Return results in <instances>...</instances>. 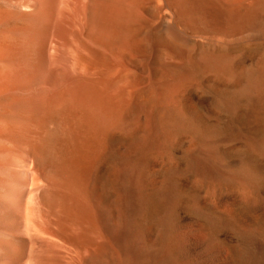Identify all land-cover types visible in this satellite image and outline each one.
<instances>
[{
  "label": "rangeland",
  "instance_id": "obj_1",
  "mask_svg": "<svg viewBox=\"0 0 264 264\" xmlns=\"http://www.w3.org/2000/svg\"><path fill=\"white\" fill-rule=\"evenodd\" d=\"M134 1L92 0L95 8H98L95 13L99 11L102 17L105 18H103L104 21L106 19L110 21L120 11L124 10L126 12L128 10L129 17L126 18L128 13L122 12V14L120 12V15L117 16L119 19L115 20L117 21L116 25H112L115 22L114 20L111 23L106 20L110 26H105L107 25L104 24L106 21L103 23L100 14L99 16L98 14L96 15L101 18L99 19L101 22L98 21V26L103 27L104 25L109 30L110 27L111 30L115 26L117 28V25H120V22H122L119 21L121 19H123L124 23V18L125 20H130L131 22L129 23L130 25L132 24L133 28L130 27L128 21L125 24L122 23L124 25L121 24L119 27L118 33L123 38L117 33V35H113L115 34L113 33L114 31L112 32L105 28L108 36L105 34V31L100 32L105 35L102 34L103 36L99 38H103L102 41H99L98 37H96L99 33H97V29H94L96 32L92 33L91 42L89 41V37L85 41L87 37L85 38L84 35L87 29H85L84 33L82 26H80L81 15L79 13L80 17L77 19L76 16V25L74 24L76 29L73 28L72 30V34L76 30L75 34L77 36L71 33V35L67 34L64 39L58 36L61 39H59L61 41L59 43L57 41L58 37H56L58 35L56 26L55 30L53 26L54 23H57L56 20H58V7L54 2L48 12L41 13L36 0H0V129H10L11 132L8 131L14 138L17 136L23 140L20 145L25 144L26 141L27 143L29 141H31L29 143H33V140L34 142H39L42 138V140H45L42 137V133L46 132L45 130L47 129L52 130L51 128H54V130L59 128V130H64L66 133H69V130V135L72 133L70 137L69 135L67 137L66 133L65 137H62L64 132L58 131L62 134L59 133V139L61 140L62 137L63 141L66 139L70 141L71 136L72 138L76 137L75 142H77L76 144L79 143V146L74 144V139H71L72 142L70 141V143L78 146L77 148L80 147L79 140L85 143L81 142V145L84 144L81 148H85V150L82 149L86 152V156L89 152L91 154V157H89V154V158L87 157V160L90 159L88 165L93 162L89 166L92 169L91 171L88 167L85 173V169L82 167L83 174H90H88L89 177L86 175L88 177L86 180H83L82 172H78L81 170L78 164L84 165L82 163L83 159L81 163L80 159L85 152L80 153L82 156L79 155V158L76 154L79 150L75 152V147L72 148L75 152L73 153L79 159L77 158L78 160L75 159L73 162H77V166L75 165L76 162L74 165L75 169H78L76 171L79 176L76 174V171H73L74 166L71 172L73 171L72 173L76 175H73V177L69 176L71 172L68 173L67 168H65L66 171L65 169L62 170V167H60L61 172L57 173V169L59 168L56 167L57 169L55 168L54 170H57V172L52 169L48 175L51 174L49 178H53L56 174L57 178L54 177L56 183H54L55 186L59 184L60 189L53 196L57 203L58 197L61 194V197H59V202L61 203L56 208H58V211L63 209L64 215L62 217L71 218V221L66 219L65 223H69V225L70 222L72 225L81 224L79 228H76L77 225H74V229L79 230V232L78 230L75 231L77 235L83 230V224L85 223L84 216H86L85 211L87 210L90 213H88V216H90H87L90 224L87 223L91 228L90 233H88V235L91 234L89 235L91 238L89 237L88 239L95 240L94 242L89 240V242H93L90 243L91 250H93V253L97 252L96 250H99L100 246L96 245H99L100 241L102 243L104 241L106 246H109H107L109 250L108 261L110 260L111 262H107L108 264L122 263L120 256V253L122 255V249H124L123 252L136 256L135 258L132 256L133 261L129 262L130 264H134V262L135 264H157L154 261V256L156 255H154V249L162 250L158 255L162 254L160 257H166L172 264H187L180 262L177 258L181 243L179 240L182 239L180 236L184 237L186 241L191 239L189 242H193L192 244H200L199 242H201L203 245L206 241L203 247H207L208 245L207 248L211 246L213 248L214 246L211 250L213 252L219 250L223 258L228 260V262L233 258L230 261V263L233 262L231 264H235L237 261V264H241V257L243 255V250L241 251V249L243 248L242 244H240L241 242L238 240V236L242 234L241 232L243 234L247 232L255 236L259 235L258 237L264 239V103H262L264 98L260 100L258 97L259 99L255 101L257 98L254 100V95L245 94L241 89L244 80L246 82V80L257 77L259 74L264 76V42L260 44L236 43L234 46V44L226 43L219 39V41L216 40L215 38L217 37L213 34L203 39L196 37V41L201 40V42L198 41V44L202 43L201 49L204 47L202 52H206L207 55L208 53L218 55L222 53L223 55H221L226 61L225 64L220 66L219 69L208 68V71L209 69L212 70L210 73L207 72V68L199 69L200 72L198 70L194 71V69L201 68L199 67L200 65H197V67L192 65L196 67L192 68L190 64L189 67V65L181 63L174 70L169 69L167 64H165V68L164 64L162 65L161 63L164 71L168 68L165 73L161 71V74L164 73L163 79L166 78L165 75L173 79H166L170 84L163 81V84L164 82L166 84L164 87L163 85H158L162 82V77L159 78L161 82L158 81L157 86H163V89L157 86L156 90L155 87L154 89H149L148 94H150L145 93L148 97L146 98L142 92V87L146 85V82L148 84L152 83V73L155 66V68L161 69L160 64H153L151 60L154 55L160 58L162 50L160 51L159 47L147 45L145 51L136 38L132 39V32L137 28H135L134 19L137 21L138 18L136 15L132 16L134 13L129 11L133 7ZM155 1L157 0H153L154 3H156ZM138 2L139 0L134 5ZM135 8L136 5L132 10H136ZM92 10L94 9L92 8ZM94 11H92V15ZM46 13L47 15L44 16ZM50 15L51 18L49 17ZM96 16H94V19H96L97 23ZM47 22H49V25ZM94 22L91 20L90 24L92 25ZM96 23L93 26L95 25L98 28ZM122 26L129 29V31L126 32L127 29H122L124 32L121 33ZM78 27H80L79 30H77ZM90 28L93 29L91 26ZM101 30L103 31L104 29L102 28ZM101 30L98 28V31ZM53 31L55 32L53 33ZM78 31L79 33L82 32L80 36L78 35ZM110 33L114 38H117H110ZM81 34L83 37H81ZM125 35L127 36L126 38ZM68 36L71 37L68 38ZM94 36L98 41L94 40ZM73 37L76 39H73ZM104 37H107L106 39L109 41L112 39L114 43H109L106 39L107 42L105 41L106 43H104ZM81 38H83V45L80 43L82 42ZM67 39L70 41L69 43H66ZM126 39L127 43H120V40L123 42ZM204 39L206 42L203 41ZM71 40L80 43L79 46L83 48L82 51L95 44L94 46L100 50H97V54L94 55L95 49L98 48L94 49V53H92L94 55L92 65L96 61H99L97 65L102 62L100 66L96 67V64L93 65L95 68L99 67L98 73L106 70H111L112 72H107L108 74L102 73L103 76L100 75L101 73L99 74L100 76L95 74L94 76L96 77L93 76L92 78L95 80L88 83L89 88H85V81L88 75L81 68H84L83 62L84 66L91 65L90 56L92 58V51L89 50L90 48L88 49L90 52V56H88L89 53L87 50L84 52V50V53H81L83 59L85 57L84 54H86V58L89 57L87 61H89L85 62V59H82L83 62H80L82 58L81 54L79 55L81 58L75 54L78 43L76 42L74 46L75 42ZM134 41H137L138 46H135L136 43ZM71 42L74 43L72 44ZM86 42H90V44L87 43L89 47H87ZM98 42H100V45H98ZM117 42L118 45L121 44L122 46L124 44H133L134 42L135 48L139 47L136 50L137 55L131 52L132 57L135 59H145L146 69L145 72H143L144 70L142 73L138 72L137 76H141L136 78L137 81L135 79L133 81L132 79L136 74L131 72V68H120L123 64L120 60L118 63L120 62L121 66H116L118 63L115 64L113 62L115 58L113 56L115 55H111L112 57H110V53L114 51L111 49H115V52L117 50L120 51L118 48L120 45L118 46ZM63 43H66V46H63ZM49 44H51L50 48ZM56 44L64 48H59L60 46ZM67 44H69V47H67ZM104 44H109V46L116 44L117 48L114 45V48L110 47L107 50L109 46L106 45V48ZM101 45L105 47L106 52L109 54L103 52L104 49L100 48ZM71 47L74 50L73 52ZM69 48L73 55L78 56V59H72L75 55H71V58ZM79 49H77L78 52H82ZM77 50L76 53H78ZM187 50L191 55L195 52L190 49ZM69 52L70 54H68ZM98 53L102 57L107 56L113 59L111 62L110 59H108V62H105L106 58L103 60L102 57L98 56ZM104 53L106 54L103 55ZM116 55L119 56L120 53L116 52ZM48 56L49 58H47ZM117 56L115 60H118ZM103 62L109 64L104 65ZM78 64H82V67ZM72 65H75L74 68L76 67L77 69L74 72ZM76 65H78L80 70H78ZM101 65L104 67L108 66V68L113 65L112 67L114 68H106L105 70L101 68L103 69L101 70ZM93 66L91 68H94ZM118 68H120V71H118L120 75L115 76L116 78L113 80L109 77L110 79L108 78V80H112L109 82L106 78L109 74L110 76L111 74L114 75L113 73L117 74L116 69L118 70ZM258 68L261 70L260 72L257 71ZM122 69L127 70V73L123 70L122 75ZM78 71H80L79 73L82 77L86 75L84 82L82 81L83 83L81 84L80 79L78 81L77 77L74 76H78ZM171 71L173 74L170 73ZM178 71L180 73L183 72V75L179 73L178 77ZM236 74L237 76H235ZM119 76L122 78L120 79ZM97 77H101V80L100 78L98 80ZM112 77L114 78V76ZM129 77L132 79V82L136 81L139 83V85L137 84L138 87H136V82L132 83L129 80ZM88 78L91 81V77ZM116 79L118 81L120 79V81L116 83ZM95 81H97V84H95ZM100 81L102 82L98 84ZM107 81L111 85L107 84L106 86L105 82ZM92 83L94 87L96 86L95 88L91 85ZM80 85H83V87ZM90 86L93 88H90ZM159 88V93L166 90L162 97L163 92L159 95L157 94L158 92L155 93ZM116 91L119 92L117 93ZM156 94L157 96L155 97ZM250 97H254V101ZM136 98L137 100H135ZM138 98L141 100L139 101L141 102L140 105L135 104V102H138ZM142 98L146 100L142 102ZM247 99L250 100L248 101ZM148 100L151 101L149 102L150 104ZM145 102L147 104L143 106ZM229 106L231 107L230 109H228ZM224 109L226 110L224 111ZM227 110L228 112H226ZM229 111L231 114L233 113L232 116L230 115L232 119L229 117ZM247 115L248 118H246ZM252 116L253 118H250ZM174 125L176 126L175 128ZM164 129H166V133ZM75 131L83 133H79V137L88 138H77L78 135H75ZM18 138L17 140H19ZM85 140L90 142L87 143ZM246 144H248V147H246ZM249 144L253 145L252 148H249ZM72 145L71 147H73ZM81 148L79 149L81 150ZM86 148L88 149L86 150ZM202 151L208 153L210 151V154L207 155L208 158L202 156ZM211 155L216 157L217 161L210 162L215 164L212 169L207 170L201 164L209 162ZM72 159L74 158L72 157ZM56 194L59 196H56ZM104 211L107 213V216L104 213V219L107 222L102 219V214H100ZM72 219L76 223H72ZM101 219L103 222L100 221ZM97 223H104V225H106L105 223H109L108 228H111L109 232H112L110 235L113 238L110 239L109 236V238L106 237L108 241L107 239L102 240V236L106 235H103V232L101 233V226L99 225L98 227ZM97 229L102 234V236L99 234V239L102 238L99 240V244L97 242ZM231 230L235 232L233 233ZM126 232L128 233L127 237ZM81 235L83 236L82 233ZM77 238L81 240L79 236ZM121 238H124L123 242ZM200 239L201 241H199ZM119 241L120 243H118ZM238 243L241 247L237 245ZM105 244H103L104 249H106ZM120 246L121 250L119 249ZM93 253L92 256L94 258L97 253L94 255ZM137 258L140 259L137 261ZM190 262L188 264L194 263Z\"/></svg>",
  "mask_w": 264,
  "mask_h": 264
},
{
  "label": "bare ground",
  "instance_id": "obj_2",
  "mask_svg": "<svg viewBox=\"0 0 264 264\" xmlns=\"http://www.w3.org/2000/svg\"><path fill=\"white\" fill-rule=\"evenodd\" d=\"M93 1H95V0H93ZM137 1L138 0H135L132 4L133 7L136 5V8H135L136 10H134V9L132 10L133 7L132 8L130 7L132 11L129 10L131 13L132 12L134 13V14H132V16L136 15L138 17L137 21H135V19H134V22H135L134 25H135V28L136 27L137 28L135 29L134 32L131 31L133 33L132 39L136 38L137 41L140 42V45L142 46V48L145 51L147 49V45L148 46L151 45L153 47H159V50L160 51L162 50L160 58H158L154 55L155 57L153 56V58L151 60V62H153V64L155 63L156 65L157 64L161 65V63H162V65L164 64V66H165V64H167L169 66V69L171 68L174 70L176 67H179L181 65V63H183L184 65L190 64L191 66L195 65L196 67H197V65H200L199 67H201V68L194 69V71L195 70L199 71V69L207 68V72L211 73V71H212V70H210L211 68L212 69H219L220 66H223V64H225V62H226L225 58L222 56L223 55L222 53H220V55L208 53V55H207L206 52H202V49L204 47L201 49L202 43L198 44V41L201 42V40L196 41V37H198V39H199V37L201 39H203V38H206L207 36H209L210 34H213L214 36L217 37V38H215L216 40L219 39V40H222L223 42L234 44V46L236 43H244V44H246V43H257V44H260V43L264 42V0H157V1H155L156 3H154L153 0H139V2L134 5V3H136ZM36 2L38 3L39 7L37 5L36 6L38 7V9L40 10L41 13L42 12H48V10H50V8H51V5H53L52 4L53 2L55 5H57V7H58V20H56L57 23H54V25H53L54 30H55V26H56V32H58V35L56 34L57 35L56 37L59 36L60 38L64 39L67 36V34L71 35L73 28L76 29V27L74 26V24L76 22V20H75L76 16L78 19L80 17V15H81V19L79 21L81 24L80 26H82L84 33H85V29H87L86 33L88 32V34L85 33L86 36L84 35L85 38L87 37L85 39V41H87L88 37H89V41H90V39H92V37H91L92 33L96 32L94 29H97V33L105 31V34H106V31L109 30L108 27L107 28L105 27V26H110V24L108 25V23H107L109 20L106 19L108 21L105 20L106 21L105 22L103 20L104 17H102V14L99 11H98L99 13L98 12L95 13L98 8L97 7L95 8V4H93L92 0H56V3H55V0H53V1L51 0V3H50V0H36ZM37 3H35V4H37ZM93 5H94V7H92ZM92 8L94 10L95 9L96 10L94 11V10H92ZM51 11H53V10H51ZM92 11H94L93 15H92ZM120 12L127 14L128 10L126 12H124V10H122ZM120 12L118 15H120ZM79 13H80V15H79ZM97 14H98V16L100 14V17L102 19L100 17L96 16ZM125 14H124V16H125ZM46 15H47V13L44 16H46ZM48 15H49V13H48ZM118 15H116L115 18H113L112 20H114V21L118 20L119 19V17H117ZM94 16H96V18H97V23H96V19H94L95 18ZM49 17L51 18V15ZM121 17H120V19H121ZM127 17H129V13H128V16H126V18ZM99 19L103 20V23L105 22L104 24H107L104 26L102 23V25H103V27H102L101 23H100V26L104 29L103 31L101 30L102 28L98 26ZM48 20H50V19H48ZM91 20H92V22L95 21L94 23L97 24L98 28L101 31H98V28L95 25L93 26L94 23H92V25L90 24ZM101 20L99 22H101ZM112 20H110L109 23H111ZM119 21H122V22H120L121 24L124 23L123 19H121ZM124 21L126 23L128 20H125V18H124ZM129 22H131V21L129 20L128 23ZM47 23L49 25V22H47ZM116 23H117V21H115L112 25H116ZM120 23L118 22V24H120ZM124 24H122V25H124ZM88 25H89V27H87ZM120 25H117L118 26L117 28L115 26L116 29L115 28L114 29L116 31L113 29V26H112L113 30H111V27H110L109 31H112V32L114 31L113 33H115V34H113V35L119 34L118 31L120 29L119 28ZM129 25H130V23H129ZM131 25H130V27H132ZM90 26L93 27V29L90 28ZM88 28H90L92 30H90ZM79 29H80V27L77 28V30H79ZM122 29L126 30L127 28L122 26L121 30H120L121 33L124 32ZM75 31H73L74 33L72 35L75 34ZM127 31H129V29H127L126 32ZM54 32L55 31H53V33ZM78 33H79V31H78ZM80 33H82V32H80ZM80 33L78 34L79 36H80ZM97 33H95V34H97ZM99 33L96 35V37H98L97 39H99L100 37H102L104 35L103 33H100L101 34V36H100ZM107 33H109V32H107ZM59 37H58L57 41L60 43L61 39ZM69 37H71V36H68V38ZM81 37H83L82 34H81ZM109 37L113 38V39L117 38V37L114 38L112 36V34ZM120 37H122V36L120 35ZM126 37L127 36L125 35V38ZM74 38L75 37H73V39ZM93 38L95 41L97 40V39H95V36ZM106 38L107 37H104V40H103L104 43H106L107 41L109 43L113 42L112 39H111V41H109ZM81 39H82V42H80V43H82L81 45H83L84 44L83 38H81ZM102 39L103 38L99 39V41L100 40L102 41ZM132 39H130V41H132ZM211 39L214 40V38H212V37H211ZM77 40H80V39H77ZM94 40H92V41H94ZM71 41L75 42V40H71ZM137 41L136 42L134 41L136 43L135 46L138 44ZM203 41L206 42L205 39ZM67 42L69 43L70 41H68V39H67L66 43ZM76 42L74 43V46L76 45ZM90 42H86V44L87 43L90 44ZM124 42L127 43V39H126V41L123 40V42H122V40H120V43L123 44ZM128 42H129V38H128ZM134 42H133V44H134ZM66 43H63V46H66ZM80 43H78L77 46L81 50L77 46L75 49V54H77L78 56L81 53L86 52V50L89 53L88 56H90L89 50L92 51L91 52V54H92V53H94L93 52L94 49L98 48V47L94 46L95 44L92 45L93 47L92 46L89 47V45L87 44L88 45L87 47H89L90 49L89 48H88L89 50L84 49L85 51L83 50L84 51L83 52L82 51L83 48H81L79 46ZM133 44L132 43L127 44V45L124 44L123 46L121 44H119L120 45L119 46L118 42H117V45L119 46L118 48L120 49V51L117 50L116 52L118 54L120 53V55L117 56L115 49H111L114 51H113V53L111 52L112 54L110 53V57L115 55L113 57L116 58V56H117L118 60L117 59L115 60V58L113 60V62L115 64H117L119 60L121 63H123L121 66V64L119 62L118 65H116V66H121L120 68H124V69L125 68L128 69L127 67H129V69L131 68L132 69L131 72L136 74L135 75L136 77L135 76H133L134 78L132 77V79L134 81V79L136 80V78L138 77L137 76L138 72L142 73L143 70H144L143 72H145V69H146L145 63L146 62H145V59H143V58H139L140 59L139 60V59H135L132 57L131 52H134L137 55L136 50L139 49V47L136 49ZM50 45L51 44L48 45L49 48H50ZM56 45H59V44H56ZM98 45H100V42H98ZM102 45H101V47L100 46L99 47L105 50V51L103 50V52H106L105 47H106V45L109 46V44H106V45L104 44L105 47ZM114 45H116V44H112L108 48L106 47L107 50L110 49V47L111 48H114V47L117 48V45L116 46H114ZM63 46H60L59 48H64ZM67 47H69V44H67ZM71 49H72V47H71ZM71 49L69 48V51ZM77 49H79V51H82V52H78ZM187 49L195 51L194 54L193 55L189 54L187 52L188 51ZM76 50L79 54L76 53ZM97 50L99 51L100 49L99 48L95 49L96 52L94 55L97 54ZM180 50L182 51V53ZM73 51L74 50L72 49V52ZM70 52L68 54H70ZM72 52H71L70 56L73 55ZM103 52H100V53H103ZM106 53H108V52H106ZM106 53H104L103 55H105ZM94 55L92 54V58L90 56L91 65H89L87 63L88 65H85V66H84L83 60L85 59L84 61L86 62L89 57L86 58L87 57L86 54H84V56H85L84 59H83L82 54H81L82 58H81V56H79L81 58L80 62H83V67H84L81 69H83V71L85 72V74L88 75V77H91L90 78L91 81H89V78L86 77L85 88H89L88 83L93 82L92 80H95V79H92L95 74L99 75L101 73L100 75H102V73L108 74V73L112 72L111 70H110L111 72L106 70L104 72L102 71V72L98 73L99 67L95 68L93 65L96 64L95 66L97 67L98 65L100 66V64L102 62L97 65V63H99V61L97 62L95 60L96 61L95 64L92 65V63H93L92 60H94ZM62 56H64V55H62ZM78 56L75 55L74 58H72V56H71V58L73 60H75V58H77ZM98 56H100L99 53H98ZM100 57H102V55ZM110 57L105 56L102 58H103V60L106 58L104 60L105 62H108L109 61L108 59H110V62H111V60L113 58L111 59ZM47 58H49V56ZM72 61H70V62H72ZM101 61H102V59H101ZM115 61H117V62H115ZM45 62H47V61H45ZM105 62H103L104 65L106 64ZM230 62H231V60H230ZM114 63H113V65H115ZM50 64H51V62H50ZM107 64H109V63H107ZM261 64H262V62H261ZM78 65L81 66L82 64H78ZM78 65H76L77 68H78ZM102 65H101L100 69L103 68L105 70L106 68H108V66L104 67ZM162 65H161V69L155 68L156 66L154 67V65H153L154 69H153V73H152V79H153L152 83L148 84L146 82V85L142 87V92L146 98H148V97L145 93L148 94L149 89H151V88L154 89V87H155V90H156L157 82L158 81L161 82L160 81L161 79L159 80V78L162 77V82L158 85H163V86L166 85L165 82H168V81H166V79L171 78V77H167V75H165L166 78L163 79L164 73L166 70H168V68L165 69V71H164V69H163L164 67L162 68ZM190 65H189V67H190ZM257 65H260V64H257ZM74 66L72 65V68H74ZM87 66H88V68H87ZM92 66L94 68H91ZM109 66H111V65H109ZM112 66L110 68H114ZM193 67L194 66H192V68ZM196 67H194V68H196ZM110 68H108V69H110ZM120 68H118V70L116 69V73L118 71H120L119 70ZM165 68H166V66H165ZM182 68H183V65H182ZM192 68H190V69H192ZM208 68H210L209 71H208ZM103 69H101V70H103ZM124 69L121 70L122 75H123L122 72ZM76 70L77 69L75 67L73 69V72ZM78 70H80V68H78ZM226 70H228V69H226ZM71 71H72V69H71ZM161 71H163L164 73L161 74ZM179 71L177 73L178 77H179V73L181 72V71L180 72ZM257 71L260 72L261 70L258 68ZM79 72L80 71H78V76L77 75H74V76L77 77L78 81L80 79V84H81L84 82L86 75L84 74L85 76L82 77V75H80ZM125 72L127 73V70ZM126 73H124V74H126ZM170 73H172V71ZM182 73H180V74H182ZM113 74L114 75L111 74V76L109 74L108 77L106 76L107 78L106 77H104V78H106L108 80V78L110 77L113 80L116 78L115 76H117L118 74L120 75V72H118L117 74H115V73H113ZM253 74L255 75V73H253ZM112 76H114V78ZM235 76H237V74ZM94 77H96V76H94ZM82 78H83V80H81ZM99 78L101 80V77H97L98 80H99ZM119 78H120V76H119ZM120 79H119V81H120ZM126 79H127V77H126ZM132 79L130 78L129 80H131V82H132ZM171 79H173V78H171ZM174 79H175V77H174ZM236 79H238V78H236ZM112 80H108V81L111 82ZM234 80H235V78H234ZM102 81L104 82L103 79H102ZM102 81L98 82V84L101 83ZM108 81L105 82L106 86H107V84H109ZM119 81L117 80L116 83H118ZM163 81H165L164 84H163ZM95 82H96L95 84H97V81H95ZM135 82H132V83H135ZM114 83H115V81H114ZM86 84H88V85H86ZM137 84L139 85V83L136 82V85ZM91 85L93 86L94 84L92 83ZM109 85H111V84H109ZM112 85H113V83H112ZM138 85L136 87H138ZM242 85H243L241 87L242 91L245 94L249 93L250 95H254L255 96V98L253 97L254 100L257 98L255 101H257L259 98H260V100H261V98H264V76L259 74V76L252 77V78L246 80V82L244 80V84H242ZM80 86L83 87V85H80ZM92 86H90V88L94 87V86L93 87ZM163 86H157V87H160L161 89H163L162 88ZM111 87H113V86H111ZM160 88L158 91L155 92V93L158 92L157 93L158 95L162 94V92H163L162 91L161 93H159ZM139 90H140V88H139ZM138 91H137V93L140 92V91L139 92ZM165 91L163 92L161 97L165 94ZM242 91H241V94H242ZM157 94L155 95V97L157 96ZM139 95H141V94L139 93ZM163 98L166 99L165 97H163ZM253 98L250 97V99L252 101H254ZM135 100H137V98ZM145 100H143V98H142V102ZM150 100H151V98H150ZM150 100H148V103L151 102ZM166 100H168V99H166ZM139 101H141V100L138 98V102ZM138 102L137 103L135 102V104L140 105L141 102H139V103ZM262 103H264V100ZM145 104H147V103L145 102L143 104V106ZM166 107H168V106H166ZM231 107H232V105H231ZM231 107L229 106V108L228 107L227 108L230 109ZM102 110H104V109H102ZM225 110L226 109H224V111ZM226 112H228V110ZM229 113H230V111H229ZM232 114L231 113L229 114L230 119H232L231 118ZM246 118H248V115ZM250 118H253V116ZM230 122H232V121H230ZM175 127L176 126L174 125V128ZM162 128H164V127H162ZM169 128L173 129L171 127H169ZM51 129L52 130L47 129L48 131L45 130L46 132L42 131L43 135L42 134L41 135H42V137H44L45 140H42L43 139L42 138V139H40V141L38 140L39 142H36V141L34 142V140L32 139L33 143H29L31 141H29L27 143V141H26L25 144L23 143V145H20L23 142V140L19 139L20 137L18 138L17 136H16V138H14L13 135H11V133H10L11 132L10 129H8L10 132L8 130H1L0 129V264H108L110 261V260L108 261V258H109V250L107 248L108 245L106 246L104 241H103V243H102V241H100L101 242L100 243L99 240L102 238H103L102 240H106L107 238H109V236H110V239L113 238L110 235V233H112V232H109V230L111 229V228H108L109 223L108 224L105 223L106 225H104V223H101V224L97 223L98 227H99V225L101 226V229H102V230H100L101 233L103 232L104 233L103 235H106V236H104L105 237V239H104L102 234L97 229L98 230L96 233L98 236L97 242H98V244L100 243L102 245H100V244L96 245V246H100V248H99V250H96L97 252L93 253V250H91V247H90V243L93 240L88 239L89 237L91 238V236H89L91 234L88 235V233H90V229H91L90 225H88V223L90 222L88 220L89 219L88 217L90 216V215L88 216L89 212L87 210L85 211L86 212L85 213L86 216H84L85 223L84 224L82 223L83 224V230H81L80 234L77 235V233L75 231H77L78 229H76V228H79L81 226V224L80 225L78 223L74 224L75 226L77 225V227L75 229H74V225H72L71 222H70V225H69V223L66 224L65 222L67 220L71 221L70 220L71 218L67 219V217H65V216L62 217L64 215L62 212L63 209L60 210L62 205L59 209L61 211V213H60V211H58V208H56V206L61 203V202H59L60 201L59 197H61V194L59 193L60 196L58 194H56V196H59L58 197L59 200L57 199L58 200L57 203L55 202L56 200L54 199V196H55L54 194L56 193V191L58 189H60V186H59V184H57V186H55L56 181L54 180V177H56V174H55V176L53 175L54 177L52 176L53 178H49V175H51V174L48 175V173L49 172L51 173L52 169L54 170L56 167H58L59 169H60V167H62L61 168L62 170L67 168L68 173H69V172H71L72 167L74 166L73 171H76V170L78 171L77 168L75 169V165L77 166V162L76 161L73 162V160L77 159L78 157L80 158V156H79V155H81L80 153L85 152V151H83V149L85 150V148H83V147H82L83 149L81 148V146H84L85 143L83 141L79 140L80 141V147L79 148H81V150H80L79 148H77L79 146V143L76 144L77 142H75L76 137L72 138V136H71L70 141H71V139L72 140L74 139L73 140L74 144H76L78 146L72 145V143H70V141L67 139L65 141L62 140V137L66 133L64 130H62L64 132L62 135L60 133L62 131L59 130V128H57L58 130L56 128H55L56 130H54V128H51ZM166 129H168V128H166ZM166 129H164V132ZM58 131H60V132H58ZM68 132L70 133L69 130H68ZM169 132H167V133H169ZM59 133L62 135L61 140L59 139ZM69 133H66L67 137H68ZM79 133H78V131L75 133V135L76 134L78 135V136L76 135L77 138L79 137L80 134H83V133H80V134ZM34 134H36V133H34ZM70 135H69V137H70ZM81 137L82 136H80L79 139H81ZM17 138L20 141L17 140ZM40 138H41V136H40ZM82 138L86 139L88 137H86V138L82 137ZM35 140H37V138H35ZM85 141H87V143L90 142L88 140H85ZM81 142H83L84 144L81 145ZM71 145L73 147H71ZM246 145H247L246 147H248V144H246ZM252 146H251V144H249V148H252ZM74 147H75V152H76V150H79L78 153L76 152L78 157L76 156V154H74L75 152L72 149ZM89 148H91V147H89ZM87 149L88 148H86V150ZM250 150H252V149H250ZM201 153L203 154L202 156L208 158L207 155L210 154V151H209V153L206 151H202ZM88 154L86 156V152H85L83 154V156L81 155L82 158L80 159V163H81V160L83 159L82 163H84V165L81 166L78 164V166H80V168H81V170L78 171L80 173L83 170L82 167H84L85 173H86L90 164L93 163V162H91L88 165V161L90 162V159L89 160H87V159L89 157H91L90 156L91 154H89V157H88ZM63 155H64V157H63ZM72 157L74 159H72ZM209 158H210L209 162L206 160L207 162H203L201 164L202 167L204 166V168L207 170L212 169L213 165L215 164V163H210V162L217 161V158L212 156V155ZM91 161H92V158H91ZM74 163H75V165H74ZM91 168H92V166H91ZM59 169H57L58 172H57V170L56 171L54 170V171L59 173L62 171L61 169L59 171ZM89 169H90V167H89ZM91 170L92 169H90V171ZM90 171L88 170V172H90ZM72 172L69 176L73 177V175L78 174V172L77 173L75 172L76 174H73ZM85 173L84 174H83V172L81 173V174H83V177H84V178L82 177L83 180H86L90 175L88 173L89 175L86 174L88 176V177H86ZM47 175H48V177H47ZM78 176H79V174H78ZM72 177H70V178L72 179ZM56 187H58V188L56 189ZM54 203H56V205H54ZM57 207H59V206H57ZM96 209H98V207H96ZM99 211H101V210H99ZM97 213H96V215H98ZM104 213L107 216L106 211H104V212L100 213V214H102L103 218L100 216H98V217L102 218L103 220H106V219H104V216H105ZM102 219L100 221H102ZM74 222L75 221L73 220L72 223H74ZM96 222H97V220H96ZM106 222H107V220H106ZM86 223L88 226L86 225ZM224 225H226V224H224ZM88 229H89V232H88ZM245 231H246V229H245ZM78 232H79V230H78ZM81 233L83 234V236L81 235ZM241 233L242 234L240 236H238V240H239V242H241L240 244H242V248H243V249H241V251L243 250V255L241 257V264H264V239L261 237H258L259 235L255 236L252 234H248L247 232H246L247 234L246 233L243 234V232H241ZM99 234L102 236V238H100V239H99ZM125 234L127 237L128 233L126 232ZM92 235H93V232H92ZM78 236L80 237L81 240H79V238H77ZM81 237H83V238H81ZM126 237H124V238H126ZM180 237L182 239L179 240V241H181V243L179 242L180 246H179L178 257H177L180 260V262H184L187 264L189 261L194 262L195 264L196 263L197 264H231V263H233V262L230 263V261H232L233 258L231 260L229 259L230 261L228 262V260L223 258L222 253L219 252V250H217L216 252H213L211 250V248H212L211 245H210L211 247H209L210 249L207 248L208 245H207V247L206 246L203 247V245L206 244V241H205V243L202 241L204 243L203 245L201 244V242H199V241H201V239L198 241L200 244H197V243L192 244L193 243L192 241H194V240H192L191 241L192 243H190L189 241L191 239L190 240L188 239L189 241H186V240H184V237H182V236H180ZM180 237H178V238H180ZM124 238H121L122 242H123ZM121 239H120V241H121ZM131 239H133V238H131ZM89 240H92V241L89 242ZM107 241H108V239H107ZM120 241L118 243H120ZM103 244H105L106 249H104L105 247H103ZM121 244H123V243H121ZM121 244H119V245H121ZM92 245H94V244H92ZM178 245L179 244L177 241V246ZM237 245H239V243ZM155 247H153V248H155ZM157 247H158V245H157ZM239 247H241V246L239 245ZM213 248H214V246H213ZM92 249H94V248H92ZM119 249L121 250V246L119 247ZM123 251H124V249H122V255L120 253V256L122 258V263H120V264H124V263L130 264L129 262L133 261L132 256L134 258L136 256L130 255L129 253H127V252L125 253ZM161 251L162 250H160V249H154V255L156 254L154 256L155 257L154 261L157 264H172L166 257H160L162 254L158 255L159 253H161ZM92 253H93V255L95 253H97L94 256V258L92 256ZM138 259H140V258H137V261H138ZM237 262L236 263L234 262V263L237 264ZM134 264H135V262H134ZM153 264H155V263H153Z\"/></svg>",
  "mask_w": 264,
  "mask_h": 264
}]
</instances>
